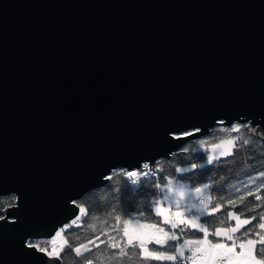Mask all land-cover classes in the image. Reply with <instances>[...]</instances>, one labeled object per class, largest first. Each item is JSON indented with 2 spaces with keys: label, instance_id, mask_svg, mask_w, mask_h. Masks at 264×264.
I'll return each instance as SVG.
<instances>
[{
  "label": "water",
  "instance_id": "1",
  "mask_svg": "<svg viewBox=\"0 0 264 264\" xmlns=\"http://www.w3.org/2000/svg\"><path fill=\"white\" fill-rule=\"evenodd\" d=\"M240 120L264 139V0H0V264H61L27 242L72 200Z\"/></svg>",
  "mask_w": 264,
  "mask_h": 264
},
{
  "label": "snow or ice",
  "instance_id": "2",
  "mask_svg": "<svg viewBox=\"0 0 264 264\" xmlns=\"http://www.w3.org/2000/svg\"><path fill=\"white\" fill-rule=\"evenodd\" d=\"M245 127V124L236 123L230 128H223L222 131L229 138L210 144L205 149L207 156L204 163L189 161L187 167H175V173L181 174L179 177L171 176L163 184L156 183L160 196L149 202L148 212L141 208L125 217L113 207L107 213V218L100 219L90 215L91 203L72 200L71 203L78 209L75 217L49 239L28 241L27 247L37 249L61 264L62 254L73 255L76 259L83 257L85 253L95 257L101 251V246L113 250L112 256L121 264L125 261L130 264H264V210L257 212V209L264 206V197L257 194L264 190V183L257 185L255 180H251V190H246L235 199L229 198L224 203H213L215 198L211 195V183L189 186L183 182L187 179L183 176L185 173L195 175L197 169L221 161L227 162L228 157L235 159L237 151L251 143L243 136L242 129ZM199 131L200 129L184 131L174 136L182 139L194 136ZM231 133L237 135L231 136ZM205 143L206 141H200L201 145ZM162 171V165H157L154 169L149 163H143L139 169H120L106 178L111 180L113 176L119 175L136 184L140 178L154 177ZM258 178L264 179V171L258 173ZM236 191L239 193L240 189L237 188ZM248 196H253L260 203L242 209L239 213L234 211L238 206L237 201L243 205ZM224 209H227L226 214ZM222 214L226 215L227 227H218L213 223V220H218L220 225L225 224V220L219 219ZM85 217L91 221L85 230H91L94 236L74 246V242H78L80 238L73 237L70 242L65 233L71 235L69 229L84 228ZM3 218L0 216V219ZM210 236L212 239H209ZM182 237L185 238L181 242ZM83 264H94V259H84Z\"/></svg>",
  "mask_w": 264,
  "mask_h": 264
},
{
  "label": "trees",
  "instance_id": "3",
  "mask_svg": "<svg viewBox=\"0 0 264 264\" xmlns=\"http://www.w3.org/2000/svg\"><path fill=\"white\" fill-rule=\"evenodd\" d=\"M236 123L246 125V127L242 129V133L244 138L249 139L251 143L239 149L235 159L228 157L227 162L221 161L215 165H207L203 169H197L195 175L192 173L183 174L184 177H187V179L184 180L190 181L193 185H199L205 181H209V183L213 185L210 190L211 195L215 198L213 203H216L217 201L224 203V201L229 198L235 199L238 195L243 194L246 190H251L253 188V185H251L249 181L255 180L257 185L264 183V179L258 178V173L264 171V139L250 132L247 126V120L235 121L232 124L220 123L210 129L211 131L206 132L204 135L186 142L182 148L172 153L170 158L159 159L153 164L149 163L154 169L157 167V165L163 166V171L159 172L154 177H142L136 184H133L126 177L116 175L113 176L111 180H108L105 184L88 190L85 192L86 195L81 196L77 199V201L85 204L91 203L92 206L89 208L90 215H95L100 219L107 218V213H109L113 207L116 208L117 213L125 217L129 213L136 212L141 208L145 212H148L149 202L160 196V192L155 187V184H163L166 182V179L171 176L179 177L181 174L175 173L174 171L175 167L177 166H188L189 161L192 163H204V159L207 156L205 149L209 148L210 144L218 143L221 139L229 138V135L224 133L222 129L230 128ZM230 135L235 136L237 133H231ZM201 140L206 141V143L201 145ZM200 146H204L205 149H198ZM120 169L129 171L135 170L120 167L114 171H118ZM237 188L240 189L239 193L236 191ZM257 194L264 197V190ZM17 200V194L1 196L0 216L5 217L6 212L4 209L6 206L8 205L12 207L17 203ZM258 203L260 202L256 201L253 196H248L246 197L243 205H240L237 201L238 206L233 210L239 213L242 209H247L248 207H252ZM262 210H264V206H262L260 209H257V212ZM223 211L226 214L227 209H224ZM219 219L225 220V224L220 225L218 220H213V223L216 226H228L226 215H219ZM84 222V228L69 229L71 235L65 233V235L68 236L70 242L73 241V237L80 238L78 242H74V246H76V243L86 242L87 239H90L94 236V233L91 232V230H85L87 224L91 222L89 218L85 217ZM99 227V222H97V229H99ZM183 238L185 237L181 238V242ZM47 239L49 238L43 237L30 240L34 242H40ZM101 239H104V237H101ZM93 251L95 252L96 250L94 249ZM112 252L113 250L106 249L104 246H101V251L97 253L95 257L89 253H85L83 257L76 259L73 255L62 254V264H83V260L87 258H93L94 264H121L120 261L112 256ZM123 264H130V262L125 261ZM155 264H159V262H155ZM165 264H170V262H165Z\"/></svg>",
  "mask_w": 264,
  "mask_h": 264
},
{
  "label": "rangeland",
  "instance_id": "4",
  "mask_svg": "<svg viewBox=\"0 0 264 264\" xmlns=\"http://www.w3.org/2000/svg\"><path fill=\"white\" fill-rule=\"evenodd\" d=\"M198 149H202V150H204L205 149V147L204 146H200V147H198ZM210 150V149H209ZM189 166V165H188ZM185 167H187V166H185ZM183 182L184 183H186V184H188L189 186H197V185H193L190 181H187V180H183ZM203 183H209V181H205V182H203ZM221 227H227V226H221ZM61 228V227H60ZM59 228V229H60ZM59 229H57V230H59ZM56 230V231H57ZM209 239H212V237L210 236L209 237ZM30 241H32V240H30ZM215 242V241H214ZM49 250H51L50 248H49Z\"/></svg>",
  "mask_w": 264,
  "mask_h": 264
}]
</instances>
